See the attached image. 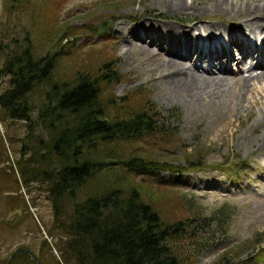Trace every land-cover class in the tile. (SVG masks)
<instances>
[{
  "label": "rangeland",
  "instance_id": "rangeland-1",
  "mask_svg": "<svg viewBox=\"0 0 264 264\" xmlns=\"http://www.w3.org/2000/svg\"><path fill=\"white\" fill-rule=\"evenodd\" d=\"M185 1L192 5V9H172V0H0V39L4 38L3 43L7 38L22 41V37L28 35L35 55L52 54L61 47L64 54L59 55L55 62V74L80 67L95 71L107 61L120 74L119 81L106 88L110 95L126 96L128 102H133L139 94L131 90L140 87L141 94H146L163 114L176 108L179 119L170 120L177 130V143L171 147L174 153L169 155V152L159 150L156 155L172 157L170 163L178 165L180 172L170 180L172 184L155 186L150 181L137 184L144 192V198L153 202L152 206L167 218L183 217L190 212L207 216L222 204L230 208L227 223L223 227L211 228L213 232L205 233L207 235L202 237V242L198 237L182 242L184 252L187 251L192 261L190 264H211L220 251L230 248L237 250L240 258L259 248L255 254L257 262L250 264H264V146L260 144L264 130V77L255 79L254 76L248 79L249 85L241 84L249 73L260 69L236 70V65L229 61L230 69L224 73L231 81L228 79L224 92L212 101L203 100L201 105L189 104L173 93H164V77L159 76L170 73V68L162 61L155 64L139 57L136 47L143 44L133 37L131 30L138 22L148 21L157 32L163 30L166 34L170 29L159 25L164 21L151 18L152 11L156 10L167 16L173 25L179 26L176 20L195 25L188 29L189 35H201L206 32L202 30L203 25L240 26L241 6L263 5L264 1L227 0L226 8L216 11L206 8L207 1ZM145 11L150 12L146 14ZM133 15L137 18L134 19ZM195 15L202 20L196 21L192 17ZM63 29L69 35L59 40V30ZM209 30L208 34L222 33L214 28ZM136 31L143 36L141 30ZM246 31L237 33L245 35ZM143 38L148 41L149 36ZM161 47L166 50V44H161ZM149 49L166 55L164 50L153 45ZM4 53L5 49L0 50V68L5 63ZM186 63L187 67L193 68L190 61ZM198 72L204 75L219 73L214 69ZM5 78L6 75L0 73V92L8 86ZM26 133L23 121L0 119V154L4 153L8 159V162L0 161V167L9 164L13 168L9 189L0 187V263L5 262L15 246H22L30 249L42 264H45L43 261L50 264L52 257L59 258L53 242L61 231L52 224L55 219L47 197V186L39 182L23 184L17 172L15 160L27 155L20 156L18 151L22 144L20 139L24 140ZM132 148L141 146L138 144ZM116 149L122 153L121 144ZM183 150L190 154H193L192 150L202 153L204 158L191 155L192 166L189 167ZM169 174L168 170L160 173L171 179ZM138 178L141 177L127 175L125 180L122 178V183L127 185L132 183L131 180L138 181ZM48 227H52L53 238L47 232ZM42 239L46 248L41 243ZM204 239L212 242H203ZM194 245H197L195 250L192 249ZM12 258L8 264H34L24 256Z\"/></svg>",
  "mask_w": 264,
  "mask_h": 264
},
{
  "label": "trees",
  "instance_id": "trees-1",
  "mask_svg": "<svg viewBox=\"0 0 264 264\" xmlns=\"http://www.w3.org/2000/svg\"><path fill=\"white\" fill-rule=\"evenodd\" d=\"M59 32V40L69 35L65 29ZM3 39L0 73L8 86L0 92V119L25 123L27 133L18 151L27 155L15 160L23 184L47 186L52 224L61 231L53 242L59 258L52 257L50 264H190L182 242L196 237L202 242L211 228L227 223L230 208L222 204L207 216L190 212L167 218L137 185L172 184L179 174L172 157L156 155L159 150L174 153L177 130L170 120L179 119L178 110L163 114L140 87L131 90L139 94L133 102L110 95L106 88L119 81L120 74L107 61L95 71L80 67L55 74V62L64 54L61 47L35 55L28 35L22 41ZM119 144L122 153L117 152ZM138 144L141 148H132ZM192 152L182 151L189 167L191 155L204 158ZM4 160L8 162L2 153ZM163 170L171 179L160 175ZM12 173L11 165L0 167L1 188L9 189ZM125 174L141 178L125 185ZM51 228L47 232L53 238ZM41 243L46 248L44 239ZM258 250L240 258L237 250L224 249L211 264L256 263ZM18 256L35 264L24 252L13 258Z\"/></svg>",
  "mask_w": 264,
  "mask_h": 264
},
{
  "label": "bare ground",
  "instance_id": "bare-ground-1",
  "mask_svg": "<svg viewBox=\"0 0 264 264\" xmlns=\"http://www.w3.org/2000/svg\"><path fill=\"white\" fill-rule=\"evenodd\" d=\"M200 1H207L206 8L215 11L226 8V5L228 4L227 0H200ZM170 6L172 9H175L177 11H186L188 9H192V5L187 4L185 0H172V4ZM227 7L228 9L229 8L232 9L230 6ZM241 8L243 10L242 12L243 14H241V17L239 14H237V16L239 15V18H241L240 26L226 28L223 26L221 27L217 26L216 24L214 26L203 25L202 30L203 29L206 30L205 33L204 32L201 33V35L205 34L203 35V37L199 34L197 35L195 34L194 36H192L193 34L189 35L190 31H188V29L191 30L192 27H196L195 25L190 26L188 23L179 22L177 20L176 22H178L177 24H179V26L173 25L168 22L171 20L167 16L162 15L160 12L156 10L152 11L151 18L154 19L160 18L162 19V21H164L163 24H159V25L163 28L170 29V30H166V34H164L163 30H160L161 31L160 33L157 32V30H155L156 27L154 26L153 29V27L148 21L138 22L137 24H135V26L131 28L133 37L140 40V43L143 44L142 47L141 46L136 47L137 48L136 52L138 56L141 58L145 57L148 59L147 61L151 60L154 63L162 61L163 64L168 65V67L170 68L171 70L170 73H166L159 76L161 78L164 77L163 84H165L166 87L164 90L165 94L173 93L179 96L180 98H182L183 100H185L189 104L201 105L203 100H208V102L212 101L214 97H219L222 94V92H224V89H226V87L224 88V86L228 83V79L230 80V78H228L224 72H226V65L229 59H232L235 62H239L240 64H244V59L246 58L248 59V57L250 58L256 57L257 55H259V58L256 59L254 65L248 66L245 70H248L249 68L264 67V56H263L264 48L261 45H256L254 40V37H256V38H261L262 41H264V35L259 37V33L264 32V4L263 5L255 4V6L253 7L244 4L241 6ZM148 12L150 11H145L146 14H148ZM192 17L196 21L202 20L198 18L196 15ZM133 18L136 19L137 17L133 15ZM203 24H205V22ZM198 25L200 24L198 23ZM213 28L217 30H221L223 35L218 37L213 35V32L208 34L207 32L211 31L209 29H213ZM244 29L247 30L246 31L247 35H241V34L239 35L237 33V32H244ZM136 30L138 31L141 30L143 36L142 35L139 36ZM147 35L149 36V39L148 41H144L143 37ZM248 35H251L252 39L251 38L249 39ZM163 43L166 44V50H164L163 47H161V44ZM151 45L156 47V49L164 50L163 53L166 55L163 56L159 55L161 54V52L159 53L158 51H154V50H153L154 52H152V50L149 49L151 48ZM231 45H233V47H235L236 50H238L239 55L236 58L231 53ZM204 48H206V51H204L205 50ZM205 55L208 56L207 60H205L204 58ZM165 57L166 59H164ZM190 59L192 60L193 68L186 66L187 65L186 62L189 61ZM195 61L198 62L205 61V65L207 69L197 65ZM209 62L211 64H209ZM210 66H212L214 69H217L219 73L215 75H204L201 72L200 73L198 72V70L209 71V69L212 68ZM254 76L255 79L264 77V73L262 71H259L254 75L249 74L247 77L241 80L242 86H246L249 83L248 79L249 78L252 79V77ZM262 128L264 129V123ZM261 140L262 141L260 142V144L264 146V130H263V137Z\"/></svg>",
  "mask_w": 264,
  "mask_h": 264
},
{
  "label": "water",
  "instance_id": "water-1",
  "mask_svg": "<svg viewBox=\"0 0 264 264\" xmlns=\"http://www.w3.org/2000/svg\"><path fill=\"white\" fill-rule=\"evenodd\" d=\"M101 28H102V29L104 28L103 24L101 25ZM19 251L26 253L30 258H32V259L35 261L36 264H42V263L38 260L37 256H36V255H35L30 249L25 248V247H22V246H15V247L11 250V252L8 254V256H7L6 260H5V262L0 263V264H8L9 261L11 260V258H12L17 252H19Z\"/></svg>",
  "mask_w": 264,
  "mask_h": 264
}]
</instances>
